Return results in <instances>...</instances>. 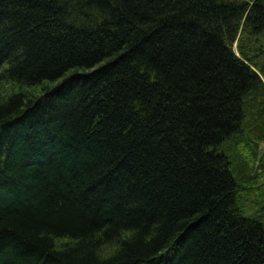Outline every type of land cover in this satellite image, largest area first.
<instances>
[{
  "label": "trees",
  "instance_id": "obj_1",
  "mask_svg": "<svg viewBox=\"0 0 264 264\" xmlns=\"http://www.w3.org/2000/svg\"><path fill=\"white\" fill-rule=\"evenodd\" d=\"M258 32L264 0H0V264H264Z\"/></svg>",
  "mask_w": 264,
  "mask_h": 264
},
{
  "label": "bare ground",
  "instance_id": "obj_2",
  "mask_svg": "<svg viewBox=\"0 0 264 264\" xmlns=\"http://www.w3.org/2000/svg\"><path fill=\"white\" fill-rule=\"evenodd\" d=\"M236 42L238 44L239 42L238 38L236 39ZM236 54L240 56L239 52H236ZM244 180L245 178L241 180L239 178H235V181L238 184L242 183V181ZM246 183L247 182H245L244 184ZM249 193L250 191L247 190L246 188L245 190H242L239 196L247 197L249 196ZM252 197L253 198L248 197L247 200L243 202V204L241 203L239 209L244 210V212L246 213V217H253V216H256L257 218L259 217L260 219V220L258 219L259 222H261V224L264 226V180H262L259 183L256 190L252 193Z\"/></svg>",
  "mask_w": 264,
  "mask_h": 264
},
{
  "label": "rangeland",
  "instance_id": "obj_3",
  "mask_svg": "<svg viewBox=\"0 0 264 264\" xmlns=\"http://www.w3.org/2000/svg\"><path fill=\"white\" fill-rule=\"evenodd\" d=\"M253 23H254V25H256V23H255V21L253 20ZM243 25H244V22H243ZM257 26V25H256ZM259 26L257 27V31L259 30ZM241 31L243 32V30L241 29L240 30V32L238 33V36H237V38L238 39H240L241 37H242V33H241ZM257 31H255V32H257ZM264 34H263V32H258V35L257 36H252V35H250L249 37H248V41L251 43V45H253V43H254V45H259V43H262L263 42V40H262V36H263ZM242 39V38H241ZM258 40V41H257ZM245 42H246V39H245ZM249 42H246L247 44L249 43ZM235 52H238V49H237V44H235ZM260 55H262L260 58L257 56L256 58H254L256 55H252L251 56V58H252V60L253 59H255L256 60V62H258V63H260L263 59H264V50L262 51V53L260 54ZM257 63V64H258ZM261 78V77H260ZM262 79V78H261ZM2 88V86L0 87V99L1 98H4V97H6L7 95H8V92L10 93V89H9V87H6V86H3V88ZM7 89V90H6ZM39 90H40V88H33V89H29L28 90V92H29V94H33V95H35V94H38L39 93ZM8 91V92H7ZM16 91H17V89H16ZM251 167H252V164L250 165ZM253 166H255V164L253 163ZM240 200H241V202L243 203L244 201H246L247 200V197H240ZM66 242H62L61 244V246H63L64 244H65ZM112 248H114L113 246H112ZM105 249H107V248H102L101 249V251H105Z\"/></svg>",
  "mask_w": 264,
  "mask_h": 264
}]
</instances>
